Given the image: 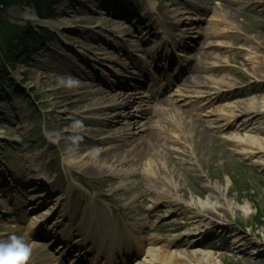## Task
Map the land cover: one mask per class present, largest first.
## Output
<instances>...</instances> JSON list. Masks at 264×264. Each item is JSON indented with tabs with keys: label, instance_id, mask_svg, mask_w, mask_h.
Returning <instances> with one entry per match:
<instances>
[{
	"label": "rangeland",
	"instance_id": "rangeland-1",
	"mask_svg": "<svg viewBox=\"0 0 264 264\" xmlns=\"http://www.w3.org/2000/svg\"><path fill=\"white\" fill-rule=\"evenodd\" d=\"M255 2L260 5L254 7ZM124 4L133 11L126 19L120 11L126 9ZM42 14L50 18L39 19L33 5L16 2L1 15L7 23L45 30L49 36L36 31L38 38L27 47L19 45L13 60L0 71V175L2 170L23 180L19 186L21 190L25 186L28 197L20 193L25 207L20 218L10 199L0 194V241L27 236L25 243L37 246L40 242L32 238L30 227L42 222L49 231L56 227V234L69 235L80 245L94 241V251L100 247L108 251L98 235L111 228L117 242L131 235L147 249L148 240L156 239L177 254L213 252L212 264H264V164L255 160L260 155L246 158L233 138L249 136L250 127H263L264 119L252 121L253 126L248 122L244 131L240 128L247 122L244 117L237 123L230 115L220 119L215 113L249 96L264 103V69H258L264 68V0H56ZM107 19L116 21V27ZM203 41L212 45L200 46ZM197 46L202 50L199 56ZM123 51L131 53L136 64L143 59L145 67L153 57L161 67L160 61L172 58L180 65L212 68L199 74L206 78L198 80L202 85L179 83L161 96L183 111L179 113L186 126L181 123L175 131L168 125L180 115L172 113L174 106L155 107L141 95L138 72L125 70L130 64ZM66 75L79 85L89 83L114 94L124 92L116 86L122 83L127 96L138 99L127 112H149L153 107L160 112L161 120L154 123L160 142L155 155L137 164L125 156L133 146L123 148L124 155L117 159L121 163L98 160L108 152L123 154L112 150L124 140L109 142L113 135H96L91 133L96 126L85 124L101 118L94 112L86 115L87 111L108 104L84 109L77 100L72 106L60 102L68 94H81L59 84ZM222 81L225 85H220ZM234 92L237 97H231ZM222 95H228L227 100L219 101ZM136 117L126 133L133 140L149 129L146 116ZM75 120L82 121V129L72 127ZM262 133L264 137V129ZM74 136H79L75 142ZM98 167L104 170L100 173ZM158 182L162 185L155 188ZM30 206L41 209L32 213ZM179 224L189 227L171 231ZM44 253L29 254L28 261L50 255L55 264L54 258L66 255L49 248ZM129 256L125 264L150 263L145 252Z\"/></svg>",
	"mask_w": 264,
	"mask_h": 264
},
{
	"label": "bare ground",
	"instance_id": "bare-ground-1",
	"mask_svg": "<svg viewBox=\"0 0 264 264\" xmlns=\"http://www.w3.org/2000/svg\"><path fill=\"white\" fill-rule=\"evenodd\" d=\"M254 7L256 5H260L258 2H255ZM124 6L126 7V9H122L121 7V15L122 17L128 18V16L133 15V11L130 10V8L128 7V5L126 6L124 4ZM122 11H126V14L123 13ZM114 15H118L116 13L113 14ZM234 20V18H233ZM107 22L110 24V26H115L117 25L116 21H114L113 19H107ZM143 23V22H141ZM200 46H210L212 44H210L207 41H203L199 43ZM200 46H197L196 49V55H200L201 54V48ZM123 57L125 58V60H129L128 56L131 55V53H126L125 51H123ZM101 55V54H99ZM106 53L104 54V57H106ZM103 56V55H101ZM127 56V58H126ZM132 56V55H131ZM208 54L204 55V58L208 59ZM110 61L114 64H117L116 60L114 59H110ZM131 65H134L133 63H130V67L125 66V70L128 71L131 68ZM208 65H206V67L204 68H200L197 65H194L193 67H189L185 72L186 75H183L182 83H184V86L187 87H191V88H195L198 87L199 85H202L201 82H198V80H204L205 79L201 76H199L200 73H204L207 71H210L212 68H208ZM136 67V66H135ZM259 71L264 69L263 67H258ZM70 73H75L76 75L84 76V73H80V72H75L74 70L69 71ZM73 73V74H74ZM182 76V75H181ZM85 77V76H84ZM197 77L198 79H195L194 82H192V78ZM68 76L66 75L63 79H67ZM62 79V78H61ZM87 79V78H86ZM180 80V81H181ZM203 81V82H204ZM208 81H211L212 83H214V85L218 84L215 81L209 79ZM225 81H222V84L220 85H225L224 83ZM122 86L121 90H123L124 92H120V93H113L112 92H108V91H101V90H96L95 86L88 84H84L81 83L80 85L77 84L75 87H71L69 92L70 93H74L77 92V90L79 92H81V94H68L67 96H63L60 100L61 103H66L68 106H72L73 104V100H77L79 101L78 104L83 105L84 109H89V107H93L97 108L99 105H106L108 104L109 106L106 107H99V109H94V110H89L87 111L85 114L89 115V113H96L98 116H101L100 120L96 121V122H85V124L87 125H91L90 127H94L97 128L98 130H91V133H94L96 135H113V138H111V140H109V142L116 140V142L119 141H123L124 143H122V145L120 147H116V149L112 150L114 152L116 151H122L123 152V148L124 147H133V150H129L126 152L125 156H129L131 159L134 160L135 163L137 164H141L142 161L144 160V158L149 155V154H153L155 155V153L158 151V147L160 146V142H159V131H158V126H155L154 123H156L157 121H155L156 119H159L160 116L162 117V114L159 112V115L153 111V112H145L143 109H138L136 111H132V112H127L128 110H131V108L135 105H137V98H134L133 96L128 97L127 94L125 93V91L127 90L126 86H123V84L121 83ZM205 86V84H204ZM117 87V88H120ZM58 93V91H53L52 94L56 95ZM219 97V96H218ZM231 97H237V92L232 93ZM228 95H222L220 96L218 99L219 101H224L227 100ZM80 99V100H79ZM156 105L158 106H166V107H173V114H180L178 117L179 118H175V120H173L172 122H170L168 125L171 127H178L177 129L175 128V131H178L180 124L182 123L183 126H186V122H183V116L184 114L179 113V112H183L180 111L179 107H176L175 105H172L169 103L168 100L166 99H156ZM60 104V103H59ZM216 114L218 113L220 115V119L230 115L231 117H233V119L239 123V119L241 117H244L245 119H247L246 123H240V128H243L244 131L248 130V122L249 125H252V121H255L256 119H264V103H261L260 101H258L256 98L249 96L246 100L236 104H232V105H227V107H223V108H219L217 109V111L215 112ZM135 114V115H134ZM136 114H139L141 116V118H143L144 116L146 120H148V130H146L147 132L140 137V139L137 140H133L131 137L127 138V132L130 133V130L132 129L131 127L134 125V119L137 118ZM144 115V116H143ZM232 119V118H231ZM161 120V118H160ZM197 121V119H196ZM251 122V123H250ZM94 123V124H92ZM159 123V122H158ZM93 125V126H92ZM116 126H119L120 129H116ZM126 126H128L126 128ZM157 127V128H156ZM264 129V123H263V127L260 128H254V127H250V130L248 131V133H250L249 136H246L245 138H239L236 135L233 136L234 140H235V148L242 150V153H244L243 155L251 160V157H257L258 155H260V158H256L255 160H257V164H261L263 162L264 164V137L262 130ZM120 130V131H119ZM128 130V131H127ZM119 131V132H118ZM170 132H172L174 134V131L169 130ZM116 135H119L116 137ZM122 137H121V136ZM207 136V135H205ZM128 139H132V141H129ZM89 140V139H88ZM128 140V141H127ZM114 142V141H113ZM103 143H106V140L103 141ZM135 144V145H134ZM131 149V148H130ZM81 153V152H80ZM112 153V152H111ZM109 154V152L107 154H101V156L98 157V160H104L107 162H110L113 160L117 163L122 162L121 160H117L119 158H122V156L124 155L125 152H123V154L117 153V154ZM253 162V163H256ZM171 163V162H170ZM128 164V163H127ZM262 164V165H263ZM98 172H102V170H104V167L100 168L98 167ZM148 169H150V171H153V169L148 165ZM119 177H121L120 175H118ZM127 176V175H126ZM175 176V174H174ZM122 179L125 178V175L121 177ZM150 180V179H148ZM151 183H153L152 180H150ZM162 185V183L158 182L156 185H154V187L156 188L157 186ZM133 191H135V189H133ZM158 198L159 199H164L167 200L166 198H164L163 195H161L160 193H157ZM19 207V206H18ZM21 208V207H19ZM212 209V208H211ZM210 211V210H208ZM210 214V212H209ZM32 226V223H31ZM189 227L188 224H179L176 225V227L174 229H171V231L176 232L178 231L180 228H186ZM55 230H53L54 232ZM64 233V232H63ZM112 233V232H111ZM110 234L105 233L104 236V241L105 239H109L107 238V236H109ZM60 236V234H59ZM25 237V239L27 240V242L29 241V239L27 238V236H23V238ZM113 238H115V236H112ZM111 237V238H112ZM115 242V240L110 241L109 243H107L108 245L112 246L113 243ZM148 244L151 246V248L146 249L145 254L147 255V258L150 260L149 264H212L213 260H214V253L212 252H202V253H197V252H187V251H182L180 252V254H177L175 252L171 251V246L170 247H161L158 244V241L156 239H150L148 240ZM147 244V245H148ZM145 244H143V249H145ZM30 248V255L32 253H44L46 251L44 245H37L34 246L32 245ZM64 249V248H63ZM43 251V252H42ZM128 252V251H127ZM126 252V253H127ZM138 252V250L136 251ZM256 252H253L252 255H255ZM33 261L29 262L27 261V264H42L43 262L46 264H51L52 259H50V255L48 256V258H46V260H44V258L42 259H32Z\"/></svg>",
	"mask_w": 264,
	"mask_h": 264
},
{
	"label": "trees",
	"instance_id": "trees-1",
	"mask_svg": "<svg viewBox=\"0 0 264 264\" xmlns=\"http://www.w3.org/2000/svg\"><path fill=\"white\" fill-rule=\"evenodd\" d=\"M16 2H22L27 6L33 5L40 19H49L50 17L42 14V11H45V8L50 7L56 0H0V71L10 59L13 60L19 45L23 43L27 47L30 40L38 38L37 33L44 38L49 36L45 30H38L36 33V31L31 30L30 26H18L3 20V16H1L3 12L9 9L11 3Z\"/></svg>",
	"mask_w": 264,
	"mask_h": 264
},
{
	"label": "clouds",
	"instance_id": "clouds-1",
	"mask_svg": "<svg viewBox=\"0 0 264 264\" xmlns=\"http://www.w3.org/2000/svg\"><path fill=\"white\" fill-rule=\"evenodd\" d=\"M59 84L64 87H75L78 81L71 77L61 79ZM74 129H82L83 123L80 120L73 121ZM79 139V136H74L73 141ZM98 153V150H94ZM30 254V248L25 243L21 236L11 235L7 240L0 241V264H27Z\"/></svg>",
	"mask_w": 264,
	"mask_h": 264
}]
</instances>
